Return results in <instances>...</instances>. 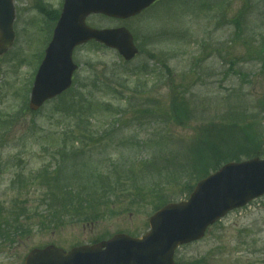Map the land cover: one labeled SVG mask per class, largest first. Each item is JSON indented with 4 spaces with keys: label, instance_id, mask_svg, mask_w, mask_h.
Returning <instances> with one entry per match:
<instances>
[{
    "label": "rangeland",
    "instance_id": "obj_1",
    "mask_svg": "<svg viewBox=\"0 0 264 264\" xmlns=\"http://www.w3.org/2000/svg\"><path fill=\"white\" fill-rule=\"evenodd\" d=\"M14 4L16 38L0 56V264H24L32 248L49 244L70 249L119 232L141 236L157 206L187 199L199 180L188 167L182 172L181 145L204 155L199 174L214 171L221 160L210 151L215 143L217 149L225 145L227 128L251 127L258 134L249 137L250 154H264V0H162L127 22L88 17L95 27L128 25L141 54L127 64L115 50L93 42L79 46L73 91L36 114L23 104L63 0ZM235 18L240 28L231 23ZM64 101L86 106V120L65 114ZM80 140L87 143V160L102 172L120 164L119 185L94 209L97 219L54 225L45 211L46 187L34 175L44 165L52 168L58 146ZM238 140L246 135L231 143ZM237 148L239 160L247 159ZM176 261L264 264V195L181 246Z\"/></svg>",
    "mask_w": 264,
    "mask_h": 264
},
{
    "label": "water",
    "instance_id": "obj_2",
    "mask_svg": "<svg viewBox=\"0 0 264 264\" xmlns=\"http://www.w3.org/2000/svg\"><path fill=\"white\" fill-rule=\"evenodd\" d=\"M155 0H65L46 55L32 88L30 108L71 87L77 69L72 54L77 45L96 40L116 48L131 59L138 52L126 27L96 29L86 17L102 13L128 18L140 13ZM14 8L12 0H0V53L13 44ZM264 194V159L229 162L200 180L188 200L169 203L153 214L150 230L141 238L117 234L92 247L69 251L55 245L35 248L26 264H174L176 247L203 237L210 225L234 208Z\"/></svg>",
    "mask_w": 264,
    "mask_h": 264
},
{
    "label": "trees",
    "instance_id": "obj_3",
    "mask_svg": "<svg viewBox=\"0 0 264 264\" xmlns=\"http://www.w3.org/2000/svg\"><path fill=\"white\" fill-rule=\"evenodd\" d=\"M249 2L251 1H247L246 5H248ZM231 23L237 28H240V22L236 18L231 20ZM261 54V63L264 68V49L262 50ZM102 77H104L102 73L96 76L97 80L95 81V84ZM104 79L105 84H109L110 80L108 81L106 78ZM72 91L73 89H70L68 92ZM64 102L65 103H62V105H64L62 111L65 112V114L68 116H74V118L78 117L80 122L86 120L88 116L86 114L88 111L86 106L75 108L74 102ZM23 105L24 110L28 111L29 109L27 105ZM145 111L150 114L152 112V110L149 109H146ZM180 111L182 113L181 108ZM189 113L190 112H188V114ZM246 127H241L236 130L227 128V132L229 134H223L222 136L219 134L218 137L226 136L228 138L225 140V145L220 146L218 149L217 144L219 143H211V145L213 144L211 149H215V152L210 150L208 151H210L213 156L218 155L221 159H219L220 161L218 160L219 162L213 165L214 170L219 168L227 161L239 160L240 158L237 153L238 146H241L246 151L245 154L248 157L254 155L250 154L252 151L251 142L253 140H249V137L252 135L254 138H256L258 133H254L251 127L250 130ZM212 128H214V126H212ZM240 133L246 135V141L238 140V142L231 143V138L236 139ZM183 148L184 146L181 145V150L178 152L185 162L182 172L187 171L186 167H188L190 171L198 173V179L206 176L209 172H204L205 174H199L201 168L198 169L199 165L201 167L202 162L205 161L203 158L204 155H201L199 152H196L195 149H192L193 157L189 158L191 157V151L189 152L188 157L186 156L188 149L185 151ZM56 154L59 155V157L56 158V164L53 165L52 168L44 165L43 168L38 170V172L34 175L35 178H41L43 181L42 184L46 187V192L48 194L45 200V203H47L45 211L47 216L51 217L50 222L54 225H63L64 223L73 222L74 220L89 221L97 219L98 214L94 212V209L99 206L101 201L105 202L110 199V195L114 194L117 189L116 185H119L120 175L118 176L117 173L119 171L118 167L120 164H116L115 162L114 165H112V169H109L107 172H102V170H99V163L93 162L91 164V161L86 159L85 150L82 146L72 145V147H68L66 143L64 146H60L56 149ZM257 155L264 154L258 153ZM111 174L116 175L117 179L114 181L110 180L108 175L111 176ZM171 174L178 175L176 171H173ZM99 183L102 185H99ZM109 183L111 185L115 184L113 185L114 187H108L107 184ZM191 190L192 188L188 189V192ZM160 206H157V208ZM7 227L8 225H6L4 230H8ZM11 233L15 234L16 232ZM3 235H6L7 238L9 237L10 232H4Z\"/></svg>",
    "mask_w": 264,
    "mask_h": 264
}]
</instances>
